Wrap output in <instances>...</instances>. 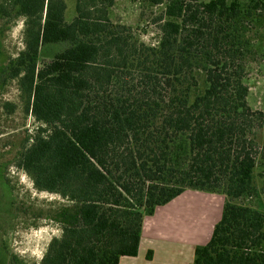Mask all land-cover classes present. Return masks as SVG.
<instances>
[{
    "label": "trees",
    "instance_id": "obj_1",
    "mask_svg": "<svg viewBox=\"0 0 264 264\" xmlns=\"http://www.w3.org/2000/svg\"><path fill=\"white\" fill-rule=\"evenodd\" d=\"M163 6L157 45L110 17L116 0H2L25 20L9 65L44 127L18 165L73 204L40 264H119L138 255L146 217L187 190L224 196L191 264H264V111L248 102L264 72V0H147ZM153 253L149 252L148 259Z\"/></svg>",
    "mask_w": 264,
    "mask_h": 264
},
{
    "label": "rangeland",
    "instance_id": "obj_2",
    "mask_svg": "<svg viewBox=\"0 0 264 264\" xmlns=\"http://www.w3.org/2000/svg\"><path fill=\"white\" fill-rule=\"evenodd\" d=\"M66 3L65 18L71 22L76 15V0ZM162 11L163 6L147 0H116L110 17L130 27L146 44L157 45ZM25 20L13 12L0 16V264H40L52 239L62 234L61 211L73 207L59 194L40 191L31 175L18 165L20 154L44 127L26 112L18 80L9 77L10 62L25 48ZM249 72L245 80L250 87L249 105L253 111H264V72L258 64H253ZM256 185V194L238 202L264 206L259 179Z\"/></svg>",
    "mask_w": 264,
    "mask_h": 264
},
{
    "label": "crops",
    "instance_id": "obj_3",
    "mask_svg": "<svg viewBox=\"0 0 264 264\" xmlns=\"http://www.w3.org/2000/svg\"><path fill=\"white\" fill-rule=\"evenodd\" d=\"M224 202L219 194L187 190L158 207L144 220L138 255L123 256L119 264H191L196 247L210 241Z\"/></svg>",
    "mask_w": 264,
    "mask_h": 264
}]
</instances>
